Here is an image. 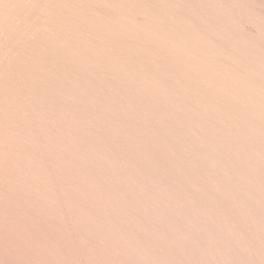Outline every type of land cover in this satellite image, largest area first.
Wrapping results in <instances>:
<instances>
[{
  "label": "rangeland",
  "instance_id": "obj_1",
  "mask_svg": "<svg viewBox=\"0 0 264 264\" xmlns=\"http://www.w3.org/2000/svg\"><path fill=\"white\" fill-rule=\"evenodd\" d=\"M0 264H264V0H0Z\"/></svg>",
  "mask_w": 264,
  "mask_h": 264
}]
</instances>
